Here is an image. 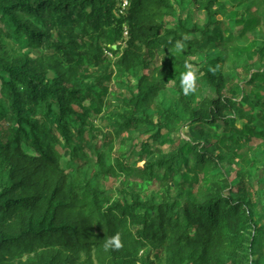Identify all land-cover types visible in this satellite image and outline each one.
<instances>
[{
  "label": "trees",
  "instance_id": "obj_1",
  "mask_svg": "<svg viewBox=\"0 0 264 264\" xmlns=\"http://www.w3.org/2000/svg\"><path fill=\"white\" fill-rule=\"evenodd\" d=\"M129 2L120 14V0H0V264L262 256L264 0H192L207 21L191 28L171 0ZM206 50L214 93L195 104L181 74ZM115 71L129 82L113 91ZM167 88L177 106L160 101Z\"/></svg>",
  "mask_w": 264,
  "mask_h": 264
},
{
  "label": "rangeland",
  "instance_id": "obj_2",
  "mask_svg": "<svg viewBox=\"0 0 264 264\" xmlns=\"http://www.w3.org/2000/svg\"><path fill=\"white\" fill-rule=\"evenodd\" d=\"M173 3L174 8L176 9V16L181 18L182 21L186 22V24L188 25V27H192L194 25H198L199 27H202L205 23H206V16L205 14L200 11V9H198L197 5L192 2V0H171ZM255 2H258L260 0H254ZM262 1V0H261ZM262 9H260L261 12ZM227 17V16H225ZM222 17H217V20L221 19ZM23 54H32V52L29 50L28 47L24 48L22 50ZM208 55H212L210 50H206L202 55H198L195 58L190 59V66L188 67L192 70L193 73L198 74V76H194L195 79L194 81L191 80L190 84L185 88L184 94L185 96L191 100L192 102H195V104L197 103V101H201L203 98L205 97H212L213 96V91L208 88L204 82L201 81V71L202 68L205 66V64L208 61ZM108 58L112 61H115L116 59L112 57V55L108 54ZM103 68V65H100L98 68L90 69V72L94 73V71H101ZM222 68L225 70V66L222 65ZM129 82V79L125 76L122 75H118L115 71V73L112 76V84H111V90L116 91L118 90V88H123L126 86V83ZM79 83V82H77ZM117 83H122L123 85H115ZM194 89V90H193ZM247 89H249L247 87ZM94 90L96 92H98V88H94ZM253 91L255 92H261L262 96L264 97V92H262L259 88H254ZM160 101L163 103V105L165 107H170V106H177L176 103V92L173 89L167 88L166 90H164L161 94H160ZM246 112L248 113V116L253 120V122L256 123V113L258 112L257 110H255L254 112L251 110H248L247 108H245ZM179 111V108H178ZM148 113L150 114L151 111H148ZM103 119H105V110H104V114H102L101 116H98L95 119V124L100 125L101 127H105L108 126V123L106 121H104ZM188 133V129L186 127L180 129L179 131V136H180V140L183 141H187L188 138L186 137V134ZM147 132L146 130H137L134 132L129 133V137L132 140L138 139L139 137H142L141 140H145L147 139ZM177 140V139H175ZM246 146V144L242 145V148H244ZM163 149V148H162ZM172 148L169 147L168 145L162 150V151H171ZM121 149L116 147L115 148V152L118 153L120 152ZM262 158V156L258 157V161ZM136 160V159H135ZM65 161V160H64ZM143 162H140L138 164V166H141ZM223 167H225V165H223ZM262 178H264L263 173L260 174V177L257 176V178L253 181V188L255 189V191L260 192L264 190V180H262ZM238 181V179H235L234 182L236 183ZM121 184V180L119 179H110L109 181L105 182V186L103 187V189L105 190L106 193H114L120 186ZM155 188L152 187L150 189V195L147 196V198L149 196L152 195V193L154 192ZM156 200H158V198H156ZM261 208H264V203L261 205ZM258 213L260 215L263 214L262 210H258ZM264 215V214H263ZM258 264H264V250L262 253V256L258 258Z\"/></svg>",
  "mask_w": 264,
  "mask_h": 264
},
{
  "label": "clouds",
  "instance_id": "obj_3",
  "mask_svg": "<svg viewBox=\"0 0 264 264\" xmlns=\"http://www.w3.org/2000/svg\"><path fill=\"white\" fill-rule=\"evenodd\" d=\"M121 1V0H120ZM128 2H129V0H128ZM130 5H131V3L129 2V6H128V8L127 9H125L124 10V13H122V14H125L126 12H127V10L129 9V7H130ZM121 6H122V1H121ZM120 11H121V8H120ZM121 14V13H120ZM124 39H126L127 38V29H126V32H125V35H124V37H123ZM186 38V37H185ZM175 48H176V50L179 52V51H181V50H183V48H184V44L181 42V41H177L176 43H175ZM116 49V48H115ZM186 67H191L190 65H185ZM182 75V82L184 81V80H192V81H194V79H195V77H194V73L193 72H191V71H188V72H186V73H182L181 74ZM194 90V89H193ZM115 240H116V243H117V246H120L119 245V236H117V237H115Z\"/></svg>",
  "mask_w": 264,
  "mask_h": 264
},
{
  "label": "built area",
  "instance_id": "obj_4",
  "mask_svg": "<svg viewBox=\"0 0 264 264\" xmlns=\"http://www.w3.org/2000/svg\"><path fill=\"white\" fill-rule=\"evenodd\" d=\"M122 1V6H121V14L124 13V10L128 8L129 2L128 0H121Z\"/></svg>",
  "mask_w": 264,
  "mask_h": 264
},
{
  "label": "water",
  "instance_id": "obj_5",
  "mask_svg": "<svg viewBox=\"0 0 264 264\" xmlns=\"http://www.w3.org/2000/svg\"><path fill=\"white\" fill-rule=\"evenodd\" d=\"M113 48L115 49L116 47L114 46Z\"/></svg>",
  "mask_w": 264,
  "mask_h": 264
}]
</instances>
